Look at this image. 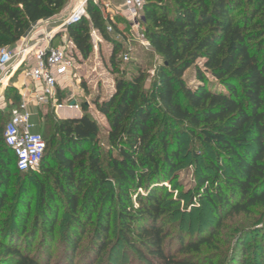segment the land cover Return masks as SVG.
<instances>
[{"label":"trees","instance_id":"16d2710c","mask_svg":"<svg viewBox=\"0 0 264 264\" xmlns=\"http://www.w3.org/2000/svg\"><path fill=\"white\" fill-rule=\"evenodd\" d=\"M67 1L0 0V48L17 44L32 25L66 9ZM101 8L100 2L89 0L87 15L66 28L83 57L92 53L93 30L108 38L110 16ZM143 18L145 36L163 58L156 71L157 89L146 92L145 75L138 73L120 79L114 94L96 102L110 120L112 150L106 161L96 139L99 125L86 105L80 119L55 121L50 112L42 115L51 135L48 139L41 132L47 142L41 168L57 188L50 178L32 174L40 186L35 209V191L26 179L15 198L10 197L13 158L15 172L28 176L33 171L18 170L5 127L0 130V264H51L49 243L56 238L61 205L68 217V264L77 263L75 252L86 234L91 253L85 264H94L113 244L115 228L120 240L110 264H117L118 248L131 251L142 264H200L190 255L212 247L227 219L264 208V0H146ZM119 47L111 55L114 66ZM193 67L199 81L195 86L184 77ZM6 95L11 115L19 93L9 86ZM5 109L0 108V115ZM59 111L66 118L79 115L72 108ZM176 126L197 142V194L211 206L215 222L196 238L189 234L186 239L182 232L174 254L166 245L174 216L163 182L184 162L180 146L171 149L168 139ZM253 231L243 230L239 239ZM38 235L40 244L34 245ZM240 247L239 241L234 262ZM240 264H247L246 259Z\"/></svg>","mask_w":264,"mask_h":264},{"label":"rangeland","instance_id":"374dc122","mask_svg":"<svg viewBox=\"0 0 264 264\" xmlns=\"http://www.w3.org/2000/svg\"><path fill=\"white\" fill-rule=\"evenodd\" d=\"M81 0H68L66 9L53 16L54 26H58L63 23L77 7ZM102 6V12L105 16H110V21L107 24L105 36L99 35L95 39H92L93 50L90 56L76 57L75 66V82L79 84V92L73 97L67 96V101L77 100L79 109L76 112H81L82 115L84 105L87 106L86 113L97 121L99 125V135L97 141L101 148V156L106 161L108 152L111 151L110 144L108 142V133L110 130V120L99 111V107L96 102H102L114 94L117 90V83L120 79H131L135 74L143 73L145 75L144 89L146 92H155L157 89L156 84V71L163 64V58L158 55L145 36V20L141 18L139 21L130 20L121 11V0H99ZM105 2L112 4V11H109L105 6ZM112 26L113 30H109L108 27ZM20 42V41H19ZM15 44V47L19 44ZM70 46L71 42L66 27L57 32L54 40V45ZM120 46L117 52V66H114L111 62V55L114 47ZM200 67L203 65V60H199L197 63ZM185 79L191 86H195L199 83L196 79V68H190L185 73ZM23 78V73L17 72L9 81V85L6 88H0V108H6L5 100L7 98V90L9 86L19 84ZM211 82L215 81L212 77H209ZM16 88V87H15ZM17 89V88H16ZM64 113H67L71 108H60ZM60 109L54 110L49 108H31L33 112V122L37 125L35 131L42 132L46 138H50L49 127L43 125L42 115L50 112L53 115L55 121H65L67 118L60 114ZM75 109V108H74ZM10 115L7 109L0 115V130L3 132L5 125L9 120ZM49 131V133H48ZM173 134L169 136L171 142V149L180 146L181 148V162L182 158L184 162L179 165L171 174L170 179L163 182L167 190V202L171 208L172 215L174 216L173 222L169 225L171 232L170 237L167 239L166 245L172 247V252L175 254V249L179 243V237L182 232L186 239L187 236L192 234L194 238L198 234L204 232L206 228L213 227L215 217L211 206L206 202H201L197 194V172L196 167L193 165V156L197 151V142L190 135H188L181 126H176L172 130ZM53 148V147H52ZM51 148V149H52ZM88 151L92 152V145L88 147ZM54 149V148H53ZM116 155L117 152L113 151ZM54 171H57V166L54 164ZM12 172L15 174L13 179V186L10 192V197L15 198L19 192V184L23 180L28 181V186L35 191L34 206L35 209L38 204V197L40 194V186L36 179L31 175H39L42 180L50 178L42 170L41 166L34 170L32 173L26 176L23 173L15 172L16 159L13 158L11 164ZM51 184L54 188H57L54 179H51ZM13 200V199H12ZM11 200V201H12ZM13 203V201H12ZM34 209V210H35ZM67 218L65 216V205H61L60 216L55 228V241L49 243L53 257L51 264H68L69 249L66 245V231H67ZM117 224V222H116ZM264 228V208L258 207L250 215H241L233 218H229L225 221L222 228H220L216 241L212 247H204L203 252L199 255H190L193 261L201 262L200 264H240V262L246 259L247 264H264V231L260 230ZM260 228V229H256ZM254 231L247 235L244 241L239 239V236L243 230ZM256 230V231H255ZM91 234V232H90ZM90 236L86 234L80 241L78 250L75 252L76 264H85V258L90 254ZM113 244L106 248L100 258H96L94 264H110L111 253L115 250V245L119 244L118 229L115 228L110 236ZM241 242V246L245 248H238L237 256L240 257L234 262V249L236 245ZM39 235L34 245H39ZM118 246V245H117ZM114 249H113V248ZM246 252L245 256L242 254ZM126 254V255H125ZM118 257L117 264L120 259H124V264H142L141 262L134 261L131 251L125 253V249L118 248L115 252V257ZM116 257V258H117ZM90 262V261H89ZM88 262V264H90ZM208 262V263H207Z\"/></svg>","mask_w":264,"mask_h":264},{"label":"built area","instance_id":"2783aa9c","mask_svg":"<svg viewBox=\"0 0 264 264\" xmlns=\"http://www.w3.org/2000/svg\"><path fill=\"white\" fill-rule=\"evenodd\" d=\"M81 0L72 14L60 25L53 17L41 20L27 32L15 47L0 48V88H6L17 72L23 78L15 85L19 93V102L12 104L10 119L4 130L6 144L14 151L17 168L21 172L34 171L42 164L47 142L41 132L35 131L31 108H72L79 109L67 101L79 92L75 82L76 57L81 56L75 45H54L56 34L64 27L79 23L87 15V2ZM99 4V0H93ZM146 0H121V11L132 21L143 18ZM112 11V4L105 2ZM113 30L112 26L108 27ZM100 35L93 30L91 37ZM6 103V102H4ZM6 107V105H4ZM4 109V108H2Z\"/></svg>","mask_w":264,"mask_h":264},{"label":"water","instance_id":"95a60500","mask_svg":"<svg viewBox=\"0 0 264 264\" xmlns=\"http://www.w3.org/2000/svg\"><path fill=\"white\" fill-rule=\"evenodd\" d=\"M71 105L73 107H76V102L75 101H72L71 102ZM81 117H82V114H81V112H79V115H77V116H69L67 119H80Z\"/></svg>","mask_w":264,"mask_h":264},{"label":"crops","instance_id":"0c3cea01","mask_svg":"<svg viewBox=\"0 0 264 264\" xmlns=\"http://www.w3.org/2000/svg\"><path fill=\"white\" fill-rule=\"evenodd\" d=\"M15 85H18V84H15ZM15 85H14V86H15ZM15 87H16V86H15ZM33 108H34V107H33ZM34 109L36 110V108H34ZM75 111H76V109H75ZM76 113H79V112H76ZM81 114H82V113H81Z\"/></svg>","mask_w":264,"mask_h":264}]
</instances>
